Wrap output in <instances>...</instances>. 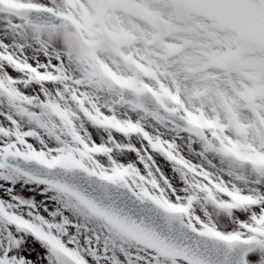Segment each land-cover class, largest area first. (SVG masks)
I'll list each match as a JSON object with an SVG mask.
<instances>
[{
  "label": "snow or ice",
  "instance_id": "obj_1",
  "mask_svg": "<svg viewBox=\"0 0 264 264\" xmlns=\"http://www.w3.org/2000/svg\"><path fill=\"white\" fill-rule=\"evenodd\" d=\"M0 264H264V0H0Z\"/></svg>",
  "mask_w": 264,
  "mask_h": 264
},
{
  "label": "rangeland",
  "instance_id": "obj_2",
  "mask_svg": "<svg viewBox=\"0 0 264 264\" xmlns=\"http://www.w3.org/2000/svg\"><path fill=\"white\" fill-rule=\"evenodd\" d=\"M30 246L34 247L36 249V252H42L43 251L38 244H31V242H30ZM31 258L33 260H35L36 259V253H33Z\"/></svg>",
  "mask_w": 264,
  "mask_h": 264
}]
</instances>
